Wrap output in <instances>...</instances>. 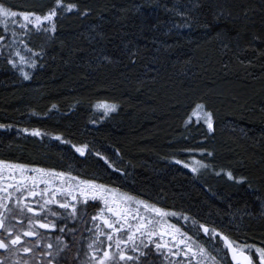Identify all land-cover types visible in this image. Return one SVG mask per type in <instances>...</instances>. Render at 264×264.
<instances>
[{
  "label": "trees",
  "instance_id": "obj_1",
  "mask_svg": "<svg viewBox=\"0 0 264 264\" xmlns=\"http://www.w3.org/2000/svg\"><path fill=\"white\" fill-rule=\"evenodd\" d=\"M32 2L9 0L17 6ZM187 2L81 0L82 8L95 9L93 15L88 18L69 15L62 21L59 40L44 58V67L33 72L32 80L25 81L10 67L0 66V123L20 128L38 127L48 134L40 139L26 135L18 137L15 129L0 130V159L65 171L70 164L74 175L85 179L95 175L105 183L115 181L124 191L225 231L228 230L224 227L228 223L227 208L224 200L214 197L212 192L228 198L234 205L233 211L237 207L242 209L247 201L257 215L240 214L243 219L236 221L242 225L239 238L259 243L264 239V227L258 218L259 203L254 201V196L264 194V144L256 142L260 125L249 123L258 117H240L244 115L241 106L253 92L264 88V81L258 79L261 76L259 66L249 69L257 79L247 75L234 59L223 55L218 44L208 42L203 28L196 27L191 33L182 29L164 34L173 18L164 10V5L172 7L173 3ZM201 2L202 21L205 18L211 21L208 13L211 0ZM243 2L254 9L250 13V28L257 33L264 31L261 0ZM113 4L116 8H112ZM134 5H142L140 12L135 11ZM226 23L220 21L217 30ZM92 25H100L98 30L106 36L99 44L89 43L88 37L94 35ZM152 25H158L157 30H151ZM144 36L155 37L172 46L167 58L161 57L160 63L154 65L155 71L145 75L143 63L147 60L135 65L125 61L97 68L93 47H103L115 56L118 47H122L121 40H134L143 48ZM60 41L64 42L63 48ZM36 43L38 41L33 38V44ZM70 49L73 50L71 57ZM139 80L144 81L142 86ZM201 95L206 96L215 111V136L206 132V126H193L188 130L184 127L188 100ZM99 99L112 100L120 107L102 123L92 125L89 102ZM75 100L82 103L69 110ZM53 103L58 105L59 111L48 112ZM33 111L35 115L31 114ZM253 128L255 133L250 131ZM241 129L248 135L245 136ZM58 134L76 145L89 143L129 175L121 177L94 156L78 158L68 145L51 139ZM205 136L208 142L198 146ZM200 147L213 151L214 158L201 156ZM181 148L194 151L181 154ZM193 157L215 164L217 168L230 166L237 175L251 176L254 188L260 191L252 193L247 185L237 187L226 178L207 172L198 176L174 162V159L191 162Z\"/></svg>",
  "mask_w": 264,
  "mask_h": 264
},
{
  "label": "snow or ice",
  "instance_id": "obj_2",
  "mask_svg": "<svg viewBox=\"0 0 264 264\" xmlns=\"http://www.w3.org/2000/svg\"><path fill=\"white\" fill-rule=\"evenodd\" d=\"M261 6V11H264V0H261ZM141 7L134 5L136 12H140ZM202 7L201 0H188L182 5L173 3L172 7L165 4L164 10L173 18L164 34L182 29L191 33L196 27L203 28L208 42L218 44L223 55L234 59L247 75L257 79L249 69L259 66L261 76L258 79L264 81V31L257 33L250 28V13L254 9L243 0H211L208 13L212 19L202 21ZM112 8L116 5L113 4ZM94 11L90 6L82 8L81 0H33L21 6L0 0V66L15 70L25 81L32 80L33 72L44 67V58L59 40L62 21L69 15L88 18ZM120 11L127 12L128 9ZM220 21L227 23L217 30ZM99 28L100 25L91 26L94 35L88 37L90 44H99L106 39ZM157 28L158 25L151 26L153 31ZM33 38L38 43L33 44ZM143 39L146 42L143 48L134 40H121L122 47H118L115 56L103 47H93L97 68L124 64L125 61L135 65L138 61L143 63L147 60L143 63L145 75L155 71L154 65L160 63L161 57L167 58L172 46L155 37L149 39L144 36ZM60 45L63 48L64 42L60 41ZM72 54L70 49L69 56ZM138 83L142 86L144 81L139 80ZM81 103V100H75L69 110ZM89 107L92 112L89 122L96 125L117 113L120 105L109 99H99L89 102ZM241 107L244 115L240 119H245L246 115L258 117L249 123L260 125L256 142L264 144V88L253 92ZM54 110L59 111L56 103L51 104L48 112ZM48 112L44 115L47 116ZM31 114L36 113L33 111ZM183 123L186 130L193 126H206V132L215 136L216 114L206 96L188 100ZM13 129L18 137L26 135L43 139L48 135L38 127L20 128L0 123V130ZM241 131L248 135L244 129ZM250 131L255 133L254 128ZM51 139L68 145L78 158L94 156L121 177L129 175L89 143L76 145L62 134ZM207 142L208 137L205 136L198 146ZM179 151L181 154L192 153L194 149L181 148ZM115 154L119 156V150ZM200 154L215 156L213 151L204 147H200ZM174 162L198 176L207 172L215 177H224L237 187L247 185L252 193L260 191L254 188L251 176L237 175L230 166L217 168L203 159L191 162L174 159ZM66 167L68 170L65 171L0 159V264H157L161 258L167 264H264V239L259 243H249L239 238L242 225L236 221L243 219L240 214L257 215L247 201L242 209L237 207L233 211L234 205L228 198L218 197L212 192L214 197L225 202V216L228 218L224 226L228 230L225 231L199 223L184 212L178 213L124 191L115 181L101 182L95 175L85 179L73 174L72 165ZM254 201L259 203L258 218L264 227V194L255 195ZM90 205H99L94 215L87 211ZM174 218L182 219L186 226L191 220V227L197 229L196 237L173 223ZM201 231L211 248L200 243Z\"/></svg>",
  "mask_w": 264,
  "mask_h": 264
},
{
  "label": "flooded vegetation",
  "instance_id": "obj_3",
  "mask_svg": "<svg viewBox=\"0 0 264 264\" xmlns=\"http://www.w3.org/2000/svg\"><path fill=\"white\" fill-rule=\"evenodd\" d=\"M54 209H55V206H53ZM98 207L99 205H97L96 207H93V206H89L87 211L90 215H94L95 212L98 210ZM171 210V209H170ZM175 211V210H174ZM178 212V211H177ZM179 213V212H178ZM190 216V215H189ZM191 217V216H190ZM196 220V219H195ZM197 221V220H196ZM173 223H176L178 227H181L184 231H187L189 232L190 235H193L194 237H196V232H197V229L196 228H193L191 227V224H192V221L189 220L187 222V226L185 225V222L182 220V219H179V218H174L172 220ZM69 226H72L71 224ZM200 243L202 244H206L209 248H211V245L207 243V240L206 238L204 237L202 231L198 237ZM228 259H230V256L228 257ZM157 264H167V262H162V258L161 260L157 261Z\"/></svg>",
  "mask_w": 264,
  "mask_h": 264
},
{
  "label": "rangeland",
  "instance_id": "obj_4",
  "mask_svg": "<svg viewBox=\"0 0 264 264\" xmlns=\"http://www.w3.org/2000/svg\"><path fill=\"white\" fill-rule=\"evenodd\" d=\"M193 159H198V158H197V157H193ZM193 159H192V160H193ZM192 160H191V161H192Z\"/></svg>",
  "mask_w": 264,
  "mask_h": 264
}]
</instances>
